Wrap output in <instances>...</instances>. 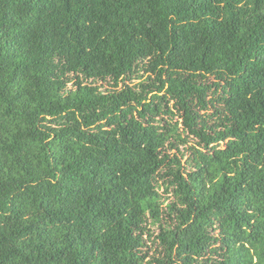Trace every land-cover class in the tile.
I'll return each mask as SVG.
<instances>
[{
    "label": "trees",
    "instance_id": "trees-1",
    "mask_svg": "<svg viewBox=\"0 0 264 264\" xmlns=\"http://www.w3.org/2000/svg\"><path fill=\"white\" fill-rule=\"evenodd\" d=\"M165 217L156 264H264V0H0V264H144Z\"/></svg>",
    "mask_w": 264,
    "mask_h": 264
},
{
    "label": "rangeland",
    "instance_id": "rangeland-1",
    "mask_svg": "<svg viewBox=\"0 0 264 264\" xmlns=\"http://www.w3.org/2000/svg\"><path fill=\"white\" fill-rule=\"evenodd\" d=\"M140 75H142V78L140 79L133 78L132 82L130 83L131 86L137 85L138 83H140V81L146 80L150 74H145L143 72H140ZM96 85L97 86L101 85L102 90L110 89L107 83H104V84L96 83ZM180 150L184 152L183 157L179 153H176L175 151H169L168 153L171 155V157L174 154L177 155V157L180 158L181 160V164L184 165V163H186L188 159V152L184 151L183 148H181ZM158 185L160 186L159 191L163 195V199H165L164 204H163V207H165L168 203L173 201L174 197H173L171 190H168L166 192V187H167L166 182H163V180L158 179ZM166 223L167 224L169 223V219L167 217H165L162 220L161 224L148 223L147 229L150 235L146 237V248L144 249V252H146L147 254L144 260V264H156L155 259H159L163 256V250H162L163 247L160 242L159 235L161 231L160 226L165 227Z\"/></svg>",
    "mask_w": 264,
    "mask_h": 264
}]
</instances>
